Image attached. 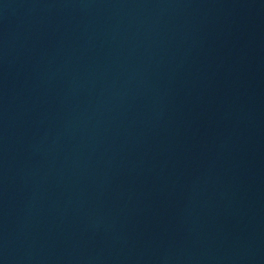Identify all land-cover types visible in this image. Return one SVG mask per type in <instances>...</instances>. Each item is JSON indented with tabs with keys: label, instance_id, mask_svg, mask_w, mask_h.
Wrapping results in <instances>:
<instances>
[{
	"label": "water",
	"instance_id": "95a60500",
	"mask_svg": "<svg viewBox=\"0 0 264 264\" xmlns=\"http://www.w3.org/2000/svg\"><path fill=\"white\" fill-rule=\"evenodd\" d=\"M0 264H264V0H0Z\"/></svg>",
	"mask_w": 264,
	"mask_h": 264
}]
</instances>
